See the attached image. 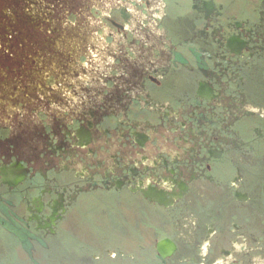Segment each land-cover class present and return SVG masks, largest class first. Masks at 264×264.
I'll return each instance as SVG.
<instances>
[{
	"label": "flooded vegetation",
	"instance_id": "obj_1",
	"mask_svg": "<svg viewBox=\"0 0 264 264\" xmlns=\"http://www.w3.org/2000/svg\"><path fill=\"white\" fill-rule=\"evenodd\" d=\"M132 5L156 41L117 5L82 105L0 127V264H264V0Z\"/></svg>",
	"mask_w": 264,
	"mask_h": 264
},
{
	"label": "rangeland",
	"instance_id": "obj_2",
	"mask_svg": "<svg viewBox=\"0 0 264 264\" xmlns=\"http://www.w3.org/2000/svg\"><path fill=\"white\" fill-rule=\"evenodd\" d=\"M132 1L93 0L92 6L100 10V16L90 14L86 26L62 21L55 24V34L51 35L47 33L48 23L42 26L16 17L21 8L19 0H0V127H35L39 113L59 118L82 105L87 87L102 78L111 58L119 54L120 38H107L112 30L104 20L117 5L130 9L128 29L143 41H156L151 34L149 39L145 36L152 29L156 33L161 31L151 19V14H159L155 5L145 14ZM142 21H146L145 25ZM121 210L129 216L134 214L133 207ZM0 236L5 240L1 231ZM65 251L70 248L56 240L52 250L54 261ZM28 254L39 264L44 263L38 250H29ZM20 263L28 264L25 260Z\"/></svg>",
	"mask_w": 264,
	"mask_h": 264
},
{
	"label": "trees",
	"instance_id": "obj_3",
	"mask_svg": "<svg viewBox=\"0 0 264 264\" xmlns=\"http://www.w3.org/2000/svg\"><path fill=\"white\" fill-rule=\"evenodd\" d=\"M92 2L93 0H19L21 8L14 13L18 19L34 21L37 25L48 23L50 28L47 33L54 35L57 23L67 20L86 26L90 14L100 16V10L92 6ZM104 20L108 23L109 17L106 16ZM11 33L12 31L9 34Z\"/></svg>",
	"mask_w": 264,
	"mask_h": 264
}]
</instances>
